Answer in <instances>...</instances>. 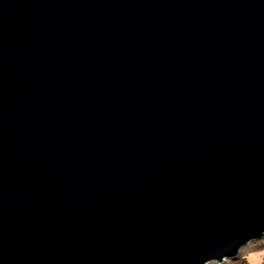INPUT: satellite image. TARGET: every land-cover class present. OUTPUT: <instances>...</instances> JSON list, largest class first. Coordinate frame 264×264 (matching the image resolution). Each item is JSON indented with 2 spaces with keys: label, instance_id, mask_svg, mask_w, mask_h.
<instances>
[{
  "label": "water",
  "instance_id": "95a60500",
  "mask_svg": "<svg viewBox=\"0 0 264 264\" xmlns=\"http://www.w3.org/2000/svg\"><path fill=\"white\" fill-rule=\"evenodd\" d=\"M263 234L264 0H0V264Z\"/></svg>",
  "mask_w": 264,
  "mask_h": 264
},
{
  "label": "rangeland",
  "instance_id": "374dc122",
  "mask_svg": "<svg viewBox=\"0 0 264 264\" xmlns=\"http://www.w3.org/2000/svg\"><path fill=\"white\" fill-rule=\"evenodd\" d=\"M264 256V234L262 238L258 240L250 241L249 243L242 246L236 257L232 259H224L222 261H211L206 264H245L244 259L249 262V264H260L261 258ZM264 264V263H263Z\"/></svg>",
  "mask_w": 264,
  "mask_h": 264
},
{
  "label": "trees",
  "instance_id": "16d2710c",
  "mask_svg": "<svg viewBox=\"0 0 264 264\" xmlns=\"http://www.w3.org/2000/svg\"><path fill=\"white\" fill-rule=\"evenodd\" d=\"M243 259H244L245 264H249V262L246 260V258H243ZM263 263H264V256L260 260V264H263ZM237 264H240V262H237Z\"/></svg>",
  "mask_w": 264,
  "mask_h": 264
}]
</instances>
